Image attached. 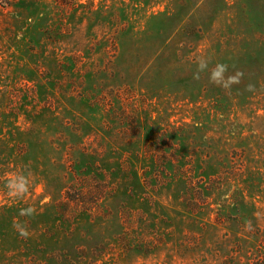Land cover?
Masks as SVG:
<instances>
[{
	"label": "rangeland",
	"instance_id": "obj_1",
	"mask_svg": "<svg viewBox=\"0 0 264 264\" xmlns=\"http://www.w3.org/2000/svg\"><path fill=\"white\" fill-rule=\"evenodd\" d=\"M0 264H264V0H0Z\"/></svg>",
	"mask_w": 264,
	"mask_h": 264
},
{
	"label": "clouds",
	"instance_id": "obj_2",
	"mask_svg": "<svg viewBox=\"0 0 264 264\" xmlns=\"http://www.w3.org/2000/svg\"><path fill=\"white\" fill-rule=\"evenodd\" d=\"M210 58L206 56H199L196 58V71L193 73V79L199 80L201 74L207 72L208 80L210 83L223 88L224 90H230L232 85L239 84L244 73L242 71H235L234 74L226 75L229 71V65L225 63L217 62L209 69ZM248 90H252V85L247 86ZM30 173L25 174L24 171L13 174L7 181L5 187L10 197L14 199L22 198L29 192L31 186ZM47 202L51 201L50 196H46ZM37 214L35 207L29 206L27 208H21L19 210L20 216H34ZM20 235L24 238L29 236L27 228L20 230Z\"/></svg>",
	"mask_w": 264,
	"mask_h": 264
}]
</instances>
